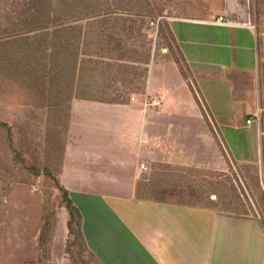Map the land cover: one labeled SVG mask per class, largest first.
<instances>
[{"label":"rangeland","instance_id":"374dc122","mask_svg":"<svg viewBox=\"0 0 264 264\" xmlns=\"http://www.w3.org/2000/svg\"><path fill=\"white\" fill-rule=\"evenodd\" d=\"M208 1L0 0V264H100L85 242L69 238V215L55 182H61L66 146V185L77 186L73 141L97 143L94 129L109 119L92 104L141 108L149 98L151 67L183 65L170 23L205 12ZM248 11L262 48L264 0H253ZM181 96L182 109H197ZM197 104L203 108L204 102ZM230 104L228 99L213 110L235 114ZM71 126H81L77 140L69 135ZM138 194L254 215L264 223V181L252 164L228 160L220 167L216 157L199 155L195 166L155 165L142 174ZM47 229L45 256L41 235Z\"/></svg>","mask_w":264,"mask_h":264},{"label":"crops","instance_id":"0c3cea01","mask_svg":"<svg viewBox=\"0 0 264 264\" xmlns=\"http://www.w3.org/2000/svg\"><path fill=\"white\" fill-rule=\"evenodd\" d=\"M252 3L209 0L205 12L172 20L183 65L159 62L147 82V95L161 105L145 108L149 98L139 109L92 104L109 119L95 127L97 143L73 141L77 186L66 185L67 144L61 184L82 214L87 247L100 264H264L260 217L138 194L142 174L153 166H195L199 155L216 157L220 167L228 160L252 164L264 181V46L248 11ZM219 17L227 24L215 23ZM190 26L206 29L205 36L183 28ZM195 40L203 47L186 46ZM179 96L197 109H182ZM228 99L235 114L213 110ZM79 127L71 126L74 140Z\"/></svg>","mask_w":264,"mask_h":264},{"label":"trees","instance_id":"16d2710c","mask_svg":"<svg viewBox=\"0 0 264 264\" xmlns=\"http://www.w3.org/2000/svg\"><path fill=\"white\" fill-rule=\"evenodd\" d=\"M132 30L133 29H131V28L129 29V31H132ZM58 70H60V69H58ZM86 101H89V100L86 99ZM90 101H93V100H90ZM109 105H113V104H109ZM114 105H124V104H114ZM55 182H56V187H57L58 191L62 195L63 204H64L65 209L69 215V220H68V231H69V236H70L69 238H71V240H72V238L74 236H76L78 241L82 240L86 244V239H85V235L83 232L82 214H81L80 210L73 203V201L70 197L69 191L61 184L60 181H55ZM139 198L145 199V200H150V199L143 198L140 195H139ZM47 231H48V229L45 231V233H42V235H41V240H42L41 246L44 249L45 256H46V253H47V256L49 255V252L46 251V249L44 248L47 246V243H46ZM67 245H68L67 246V253L69 255L71 254L70 256L72 257L73 256L72 250H71L72 245L70 244V242H68Z\"/></svg>","mask_w":264,"mask_h":264},{"label":"built area","instance_id":"2783aa9c","mask_svg":"<svg viewBox=\"0 0 264 264\" xmlns=\"http://www.w3.org/2000/svg\"><path fill=\"white\" fill-rule=\"evenodd\" d=\"M215 23L220 24V25H225V24H227V21L224 19V17H219ZM134 100H135V98L132 99V101H134ZM160 105L161 104L157 99H147L144 103L145 108L159 107ZM253 121H254V119L249 118L247 120V125H249V126L252 125ZM142 168L144 169L145 166L143 165Z\"/></svg>","mask_w":264,"mask_h":264}]
</instances>
